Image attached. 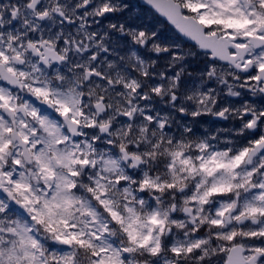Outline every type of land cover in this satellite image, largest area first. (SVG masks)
Segmentation results:
<instances>
[{"label": "snow or ice", "instance_id": "1", "mask_svg": "<svg viewBox=\"0 0 264 264\" xmlns=\"http://www.w3.org/2000/svg\"><path fill=\"white\" fill-rule=\"evenodd\" d=\"M143 4L0 0V264H264V0Z\"/></svg>", "mask_w": 264, "mask_h": 264}, {"label": "flooded vegetation", "instance_id": "2", "mask_svg": "<svg viewBox=\"0 0 264 264\" xmlns=\"http://www.w3.org/2000/svg\"><path fill=\"white\" fill-rule=\"evenodd\" d=\"M133 3H136L139 7L137 8V11H139L146 20H149L153 23H156L157 21L160 24V27L162 29H164L165 31H168L169 29H171V31H175L172 26H170L166 21H164L160 16H158L156 13H154L153 10L150 9L149 6L140 3L139 0H132ZM207 123V121H206ZM227 127L226 124H222L220 122H215L214 126H210V131H214L215 127Z\"/></svg>", "mask_w": 264, "mask_h": 264}, {"label": "water", "instance_id": "3", "mask_svg": "<svg viewBox=\"0 0 264 264\" xmlns=\"http://www.w3.org/2000/svg\"><path fill=\"white\" fill-rule=\"evenodd\" d=\"M140 1V3H142L143 4V0H139ZM146 5V4H145ZM154 11V10H153ZM158 16H159V14L158 13H156ZM164 21H166V19L165 18H163V17H161ZM167 22V21H166ZM168 23V22H167ZM171 26V25H170Z\"/></svg>", "mask_w": 264, "mask_h": 264}]
</instances>
